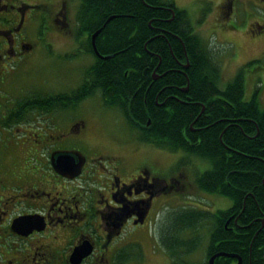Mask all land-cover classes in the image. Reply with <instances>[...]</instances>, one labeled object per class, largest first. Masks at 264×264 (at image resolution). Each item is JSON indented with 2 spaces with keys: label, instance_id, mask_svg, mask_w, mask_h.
<instances>
[{
  "label": "flooded vegetation",
  "instance_id": "1",
  "mask_svg": "<svg viewBox=\"0 0 264 264\" xmlns=\"http://www.w3.org/2000/svg\"><path fill=\"white\" fill-rule=\"evenodd\" d=\"M109 1L96 2L97 11L104 9L100 18L94 12L83 21L86 0H0V264H74V251L84 243L91 253L80 264H145L148 246L154 254L158 251L148 231L154 212L187 188L181 168L174 174L137 149L109 152L94 140L93 121L75 114L80 103L72 102L73 92L89 87L84 75L74 88L62 74L73 72L74 58L89 59L84 71L108 60L103 58L110 55L106 29L112 19L126 15L110 19L105 10ZM240 3L247 17L253 8L264 12V0H221L223 18H233ZM148 6L152 12L144 48L151 43L156 51H148L151 64L144 73L158 60L152 87L169 73L186 77L185 62L176 60L173 46L187 55L186 34L194 24L177 0ZM83 25L92 30L90 35L82 32ZM249 30L264 33V19H254ZM160 43L168 51L158 52ZM57 68L63 71L64 86L52 81ZM38 70L43 74L36 76ZM185 88L161 87L157 101L164 96L184 103L186 97L191 103ZM217 91L216 99L226 101L225 87L220 84ZM95 95L102 100L97 90Z\"/></svg>",
  "mask_w": 264,
  "mask_h": 264
},
{
  "label": "trees",
  "instance_id": "2",
  "mask_svg": "<svg viewBox=\"0 0 264 264\" xmlns=\"http://www.w3.org/2000/svg\"><path fill=\"white\" fill-rule=\"evenodd\" d=\"M160 1H109L105 8L107 16L126 14L112 19L106 29L107 53L114 56L98 61L86 71L85 85L90 89L74 91L72 102L79 104L94 96L97 90L104 105L119 110L142 142L170 152L182 151L212 166L197 178V187L228 197L233 204L214 215L193 207L171 213L160 227V242L174 259L172 264H196L180 260L179 251L186 248L181 237L187 232H196L206 220L213 222L206 264L218 252L238 254L242 264H264V109L257 95L250 101L245 100V81L241 73L225 87L226 101L216 99L221 84L217 59L191 27L186 34L187 55L180 46H173L176 60L189 64L184 71L186 77L169 73L160 81H154L151 87L152 68L158 60L155 59L154 65L144 73L151 64L148 51H156L151 43L144 48L152 12L148 5ZM96 2L98 0H86L83 21L94 12L97 18L102 16L104 9L97 11ZM139 25L141 30H138ZM82 28V32L91 34L88 26ZM164 48L168 51L165 44L160 43L158 52ZM140 54L144 57L140 58ZM93 82L95 85L91 86ZM167 85L188 87L186 95L193 102L188 103L186 97L184 103L165 101L164 96H159L157 101V91ZM223 118L236 119L237 123H214ZM149 121L151 124L147 125ZM215 264H237V260L219 257Z\"/></svg>",
  "mask_w": 264,
  "mask_h": 264
},
{
  "label": "rangeland",
  "instance_id": "3",
  "mask_svg": "<svg viewBox=\"0 0 264 264\" xmlns=\"http://www.w3.org/2000/svg\"><path fill=\"white\" fill-rule=\"evenodd\" d=\"M220 1L177 0V6L187 11L194 24V32L217 57L222 79L221 86L226 87L241 73L245 81V100L250 101L257 95L261 106L264 107V33L258 32L254 35L249 30V24L254 19L263 23L264 12L253 8L254 14L247 17L240 3L238 12L233 18L226 20L223 18L224 13L220 8ZM88 63L90 64L87 57L74 58L73 72L64 70L62 65L64 74H62L63 71L58 72L57 68L52 81L64 86V79L60 78L62 74L65 78L70 77L76 88L83 80V73ZM43 72L44 70H38L36 76H40ZM101 102L103 103L99 97L94 95L85 99L75 109L76 115H85L93 121L95 141L109 148L107 149L109 152H114L113 149L121 147H127L128 151L137 149L143 158L159 159V162L170 167L169 169L174 174L179 168L186 173L187 188L185 191L174 192L169 203H165L157 213L154 212L153 220L148 224V231L156 241L158 251L154 254L148 246L145 264H172L174 259L167 255V251L163 249L160 242V227L166 218L177 210L191 207L200 211H209L214 215L218 210L230 208L233 202L228 197L205 192L197 187V178L211 168L210 163L197 157L185 156L182 151L170 152L153 144L140 142L136 137L138 133L129 127L121 112L105 106L104 103L102 106ZM68 117L69 115H65L63 121L65 122ZM128 151L123 150L122 153L128 155L130 153ZM212 223L211 220H206L201 223L196 232H187L182 235L181 239L186 248L179 251L180 260L185 263H207Z\"/></svg>",
  "mask_w": 264,
  "mask_h": 264
},
{
  "label": "water",
  "instance_id": "4",
  "mask_svg": "<svg viewBox=\"0 0 264 264\" xmlns=\"http://www.w3.org/2000/svg\"><path fill=\"white\" fill-rule=\"evenodd\" d=\"M114 16L110 17V19H112ZM109 19V20H110ZM100 32V30L96 31L95 34L93 35V38H95V36L98 35V33ZM114 55H109V56H105L103 57L104 59H109L111 57H113ZM189 67V64L187 63L185 65V68H188ZM188 87L185 88V90H187ZM205 110V107H203V112ZM151 124V121H149L147 123V125H150ZM84 163V158L82 160H80V164L79 166H81L82 164ZM262 223H263V227H264V218H262ZM91 253L90 251V247L88 246L87 243H84L82 246L78 247L75 249L74 251V254L72 256V263L74 264H80L84 258H86L87 256H89ZM219 257H228V258H236L238 259V263L237 264H242V258L238 255V254H234V253H226V252H218V253H215L214 255H212L210 258H209V261L208 263L209 264H215V260Z\"/></svg>",
  "mask_w": 264,
  "mask_h": 264
},
{
  "label": "bare ground",
  "instance_id": "5",
  "mask_svg": "<svg viewBox=\"0 0 264 264\" xmlns=\"http://www.w3.org/2000/svg\"><path fill=\"white\" fill-rule=\"evenodd\" d=\"M173 118V117H172ZM205 131V130H204ZM192 134V133H191ZM197 137V136H196ZM200 137V136H199ZM224 137V136H223ZM197 139V138H196ZM224 142V141H223ZM228 146V145H227ZM223 147V146H222ZM229 148V147H228ZM226 150V149H225ZM232 154V153H231ZM234 155V154H233ZM244 213V212H243ZM240 220V219H239ZM244 225V224H243ZM244 227V226H243Z\"/></svg>",
  "mask_w": 264,
  "mask_h": 264
}]
</instances>
